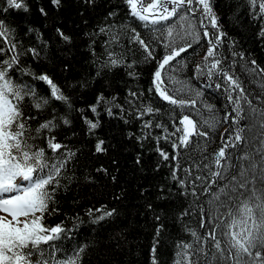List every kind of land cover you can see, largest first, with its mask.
Segmentation results:
<instances>
[{
    "label": "snow or ice",
    "instance_id": "snow-or-ice-1",
    "mask_svg": "<svg viewBox=\"0 0 264 264\" xmlns=\"http://www.w3.org/2000/svg\"><path fill=\"white\" fill-rule=\"evenodd\" d=\"M51 3L57 9L62 6V0H51ZM80 3L91 8L96 0H80ZM123 3L128 8V15L139 21L147 33L142 36L136 27L129 24H121L117 30L116 25L108 21L118 12L116 9L109 11L104 23L85 34L91 38L89 49L96 58L94 63L99 56L92 45L100 34L107 37L101 41L105 59L98 64L96 76H100L105 69L124 66L128 70L127 75L137 78L136 60L125 63L124 59L126 52L134 50L131 46L136 45L135 51L140 52L143 62H156L152 85L147 92H154L171 106L168 111L174 130L169 133L167 125L157 122L155 127L163 129V132L152 136L150 129L153 123L143 120V117L159 114L161 108L147 100L144 90L130 88L123 103H118L116 96L108 99L101 93L96 102L89 105L91 113L98 115L97 109L103 104L109 116L121 115L125 123L129 114L140 119V135L130 133V138L135 136L138 141L151 138L157 144L161 139L170 141L171 153L159 147L155 151L163 161H169L171 156L170 179L175 182L180 195L190 194L197 200L200 195L206 197L196 205L199 227L204 232L187 229L193 240L176 243L174 264H264V132L259 137H253L259 140L260 146L254 147L251 153L246 151L248 140L244 135L255 127L264 129V67L251 58V54L246 56L245 50L238 46L235 39H228V33L216 13L215 0H123ZM245 3L250 10V18L259 22L257 39L264 40V0H245ZM9 9L29 11L26 0H5L0 12L6 13ZM39 12L42 16L48 15L43 7ZM26 31L36 32V40L41 41L43 46L39 49L18 47V41L13 39L14 33L0 20V264H83L88 245L77 246L69 254L56 243L66 237V227L44 223L45 213L58 211L55 207L50 209L49 205L54 203V193L60 187L62 172L68 162L75 158L76 152L67 144L57 141L52 132L57 127L55 115L38 123L35 128L29 124L37 117L26 113L27 108L39 112L52 101L68 107L71 104L62 87L48 73L37 74L21 64L25 55L39 58L47 46L39 30L29 27ZM55 32L63 42L72 43V36L61 27H56ZM123 38L127 39L129 45L126 50L120 44ZM202 39L206 44L202 63L195 66L192 78L181 80L178 73L183 72L187 64L177 58L192 48L193 42L199 44ZM225 43L228 44V55L221 51ZM113 45L119 46L121 51H115ZM160 46L163 51L158 54L157 47ZM68 67L65 65L64 70L67 71ZM18 73L43 82L48 87V94L37 93L33 84L17 78ZM202 78L204 88L222 92L226 101L223 120L227 122L231 118L232 125L236 127L233 128L234 135H230L211 154L210 163L204 162L209 160L208 155H203L199 160L189 156V162L182 166L179 163L181 150L189 148L193 137L207 139L218 123L213 114V105H202L212 114L208 119L203 118V113L197 108L204 92L194 87L191 79ZM251 85H257L261 91L254 93ZM253 100H257L261 106L253 104ZM113 108L119 111L114 113ZM51 111L54 113L55 107ZM79 111L89 132L99 127L98 119L84 116L83 109ZM193 113L199 119H194ZM62 123L69 125L70 121L62 118ZM34 133H47L41 139L44 146L30 142L34 139ZM238 144L241 145L239 149ZM103 145L104 141L99 140L95 151H106ZM46 149L50 150L51 155ZM228 149L236 151L229 153ZM136 163H140L139 155ZM97 171L106 173L107 169ZM205 171L207 176L194 175ZM112 179L114 181L116 177ZM197 181H200L199 185ZM164 191L161 188V192ZM148 207L151 208V205ZM192 207L193 204H189L180 217L191 215ZM221 209L224 211L221 212ZM94 212L100 213L94 217V224H101L118 215L115 208L108 209L106 206L89 209L88 215L92 216ZM155 218L160 220L159 216ZM163 228L164 225L160 224L156 229L152 264H157L156 245Z\"/></svg>",
    "mask_w": 264,
    "mask_h": 264
},
{
    "label": "trees",
    "instance_id": "trees-1",
    "mask_svg": "<svg viewBox=\"0 0 264 264\" xmlns=\"http://www.w3.org/2000/svg\"><path fill=\"white\" fill-rule=\"evenodd\" d=\"M26 3L28 12L22 9H9L6 13L0 12V20H3L5 27L14 33L13 39L18 41V47L22 45L24 49L31 47L39 49L43 46L41 41L36 40V32L26 31L29 27L39 30L42 40L47 41V46L39 58H33L28 54L22 57L21 64L37 74L48 73L62 87L71 104V107H68L61 102L52 101L47 108L39 112L34 108H27L26 113L37 117L36 121H29V124L35 128L38 123L45 122L55 115L57 127L52 132L56 135L57 141L67 144L76 152L75 158L68 162L67 168L62 172L60 187L54 193V203L49 205L50 209L55 207L58 211L45 213L44 223L49 226L61 224L66 227V237L56 242L65 252L70 254L71 249L88 245L83 255V264H152L156 229L162 224L164 228L156 245V262L174 264L176 243L193 240L187 229H194L198 233L204 232V229L199 227V210L196 205L203 202L206 197L200 195L197 200L190 194L180 195L175 182L170 179L171 156L169 161H163L155 151L159 147L171 153L173 150L170 141L161 139L157 144L151 138L143 141H138L135 136L130 138V133L140 135L142 124L140 119H135L129 114L126 116L128 122L125 123L121 115L109 116L104 111L103 104L97 109L98 115L91 113L89 109V105L94 104L101 93L108 99L116 96L117 102L123 103L130 88L144 90L147 100L153 102L155 107L161 108L159 114L143 117V120H151L153 123V128L150 129L152 136L161 135L163 132V129L155 127L157 122L167 125L169 133L174 130L172 116L168 111L171 106L160 100L154 92L151 94L147 92L152 85L156 62H143L140 52L135 51L136 45H132L134 50L126 52L124 59L125 63L136 60L135 70L139 74L137 78L127 75L128 70L124 66L105 69L100 76H96L98 64L105 59L101 41L107 37L103 34L96 37V43L92 47L99 59L94 63L96 58L89 49L91 38L85 35L104 23V17L113 9H116L118 14L108 23H114L117 30L121 24L136 27L142 36L147 30L139 21L128 15V8L123 0H96L95 6L91 8L81 4L80 0H62L59 9L53 6L51 0H26ZM4 6L5 0H0V8ZM41 7L48 13L47 17L40 14ZM215 10L221 18L223 29L228 33V39H235L238 46L245 50L246 56L251 54V58H255L257 63L264 67V40L257 39L256 36L259 22L250 18V10L245 0H215ZM56 27H61L66 34L72 36L71 44L59 39L55 32ZM209 30L212 31L211 28ZM120 44L124 45L125 50L129 46L126 38L121 39ZM113 48L117 52L121 51L117 45H113ZM227 48L228 44L225 43L221 49L224 55L229 54ZM162 51V46L157 47L158 54ZM205 51L206 44L202 39L199 44L193 42V47L177 58L187 64L184 71L178 73L181 80L192 78L193 69L202 63ZM65 65L69 66L67 71L64 70ZM17 78L33 84L37 93L48 94V87L43 82L35 81L28 75L21 76L19 73ZM191 84L204 92L203 100L197 103L203 118L208 119L212 115L202 107L204 103L210 104L214 106L213 114L218 123L210 131L207 139L193 137L189 148L181 150L179 163L182 166L189 162V156L199 160L203 155H208L209 160L204 162L210 163L211 154L217 151L230 135H234L233 128L236 127L232 125L231 118L227 122L223 120L226 101L222 92L214 88H204L203 78L191 79ZM251 87L254 93L261 91L257 85ZM253 104L261 106L257 100H253ZM52 107H55L54 113L51 111ZM80 109H83L84 116L99 120L97 129L89 132L88 126L81 118ZM118 111L113 108L114 113ZM178 114L179 110L177 119ZM62 118L68 119L70 124L64 125ZM193 118L199 119L194 113ZM262 132L264 129L255 127L244 133L248 140L246 151L251 153L254 147L260 146L259 140H254L253 137H259ZM45 134L47 133L39 135L34 133V139L30 142L44 146L41 139ZM99 140L104 141L103 147L106 151H95ZM240 147L238 144L237 149ZM46 151L51 155L50 150ZM235 151L228 149L229 153ZM137 155L140 156L139 164L136 163ZM97 169H107V172ZM195 174L207 176L206 171ZM113 176L116 177L114 181ZM199 184L200 181H197V185ZM161 188L165 191L161 192ZM190 190L191 187L189 192ZM197 193H200L199 187ZM117 196L119 199H116ZM189 204H193L192 214L181 218L180 213ZM102 206L108 209L115 208L118 215L101 224H94V217L100 213L94 212L90 216L88 210ZM223 211L224 209H221V212ZM156 216L160 217L159 221L156 220Z\"/></svg>",
    "mask_w": 264,
    "mask_h": 264
}]
</instances>
